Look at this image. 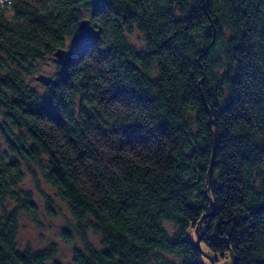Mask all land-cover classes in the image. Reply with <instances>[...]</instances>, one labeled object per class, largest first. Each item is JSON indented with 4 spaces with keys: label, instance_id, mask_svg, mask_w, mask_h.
Segmentation results:
<instances>
[{
    "label": "trees",
    "instance_id": "trees-1",
    "mask_svg": "<svg viewBox=\"0 0 264 264\" xmlns=\"http://www.w3.org/2000/svg\"><path fill=\"white\" fill-rule=\"evenodd\" d=\"M84 18L100 36L41 94L26 76ZM135 27L144 49L129 40ZM1 112L16 157L0 143V201L18 206L0 214V264L55 257L54 245L18 242L19 209L35 211L17 189L22 162L44 158L84 239L71 264H207L194 243L205 214L207 252L264 264V0H0Z\"/></svg>",
    "mask_w": 264,
    "mask_h": 264
},
{
    "label": "rangeland",
    "instance_id": "rangeland-1",
    "mask_svg": "<svg viewBox=\"0 0 264 264\" xmlns=\"http://www.w3.org/2000/svg\"><path fill=\"white\" fill-rule=\"evenodd\" d=\"M85 16L89 17V14L86 13ZM128 37L131 43L138 49L145 48V37L138 28L135 27L132 33H128ZM71 44L72 40H69L66 48H70ZM35 64L39 68L38 71L35 75L26 76V79L35 90L46 95L47 86H44L41 82L37 81L35 76L39 73H44L56 78L59 73L63 72V69L55 63L52 55L38 60ZM5 119L6 112H1L0 123ZM0 143L3 150L8 151L10 159L16 157L9 152L8 147L5 145L1 137V133ZM42 161L43 167L36 164L22 162L25 178L19 183L17 189L23 193L31 192L35 211L31 212L27 209H19L18 242L22 249L31 247L34 250H44L54 245L56 248L55 257L49 264H53L54 261H59L62 264H71L74 250L76 248L84 247V239L78 233V223L70 207L60 198L57 190L47 183L43 169H48L49 163L45 158ZM17 206V202L11 199H6L3 204L0 201V214H3L4 207H6L8 211H11L14 208H17ZM164 226L171 234L175 233L176 226L172 222H165ZM204 230L205 227L201 229V233H204ZM87 238L88 241L97 248H103L102 237L94 230L91 229L88 231ZM196 239L197 234L195 241ZM202 248L204 249V247ZM172 258H176V256ZM215 258H219V260H217L218 264H225L230 260V256L229 258L222 259L217 255ZM208 263L210 262L208 261Z\"/></svg>",
    "mask_w": 264,
    "mask_h": 264
},
{
    "label": "water",
    "instance_id": "water-1",
    "mask_svg": "<svg viewBox=\"0 0 264 264\" xmlns=\"http://www.w3.org/2000/svg\"><path fill=\"white\" fill-rule=\"evenodd\" d=\"M100 33H101L100 29L92 23L91 19L84 18L80 22L78 34L72 39L71 48L61 47L54 52L53 57H54L55 63L58 66L64 67V68L70 66L73 63L74 58H75V50H74L75 46L79 45L82 41L88 38H91V37L98 38L100 36ZM35 79L41 82L44 86L55 85L57 83V79L55 77L44 74V73H39L38 75L35 76ZM209 123H210V126L212 127L213 119H212L211 111H210ZM212 141H213V155H212L209 171L207 173V188H206L207 194H209V192L211 191V184H212V178H213V165H214V159L216 156V133L213 130H212ZM208 196H209L211 205L213 206V212H214V208H215L214 200L210 195ZM207 215L209 214H205L202 217V219L199 222V225L196 227L197 239L194 243L198 247V249L201 251V253L209 260L210 263H207V264H218L215 256L211 254L210 252H207L206 250H204L201 246L202 236H203V233H201V229L204 223V218L207 217ZM215 236L217 237L218 235L215 234ZM225 264H237V258L232 250L230 252V260H228Z\"/></svg>",
    "mask_w": 264,
    "mask_h": 264
},
{
    "label": "bare ground",
    "instance_id": "bare-ground-1",
    "mask_svg": "<svg viewBox=\"0 0 264 264\" xmlns=\"http://www.w3.org/2000/svg\"><path fill=\"white\" fill-rule=\"evenodd\" d=\"M71 46H72V44H71ZM66 47V46H65ZM71 48V47H70ZM64 68V67H63Z\"/></svg>",
    "mask_w": 264,
    "mask_h": 264
}]
</instances>
